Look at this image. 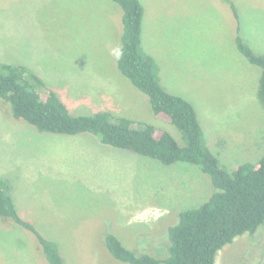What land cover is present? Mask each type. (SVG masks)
<instances>
[{
	"label": "rangeland",
	"instance_id": "374dc122",
	"mask_svg": "<svg viewBox=\"0 0 264 264\" xmlns=\"http://www.w3.org/2000/svg\"><path fill=\"white\" fill-rule=\"evenodd\" d=\"M141 1L143 45L163 86L193 103L224 169L257 162L264 155L261 68L236 38L264 53V0H231L239 23L226 0ZM122 15L112 0H0V63L37 72L47 85L42 93L55 91L74 114L139 119L183 145L181 131L157 118L149 97L117 67ZM82 134L89 133L40 132L0 99V179L19 214L57 245L65 264H127L110 253L108 232L135 252L166 255V230L208 200L210 177L196 164L165 165ZM0 264H49L35 234L2 215ZM216 264H264V224L226 245Z\"/></svg>",
	"mask_w": 264,
	"mask_h": 264
},
{
	"label": "trees",
	"instance_id": "16d2710c",
	"mask_svg": "<svg viewBox=\"0 0 264 264\" xmlns=\"http://www.w3.org/2000/svg\"><path fill=\"white\" fill-rule=\"evenodd\" d=\"M112 1L121 7L123 14L117 67L149 97L154 115L181 131L183 145L168 129L139 119L116 118L110 111L74 114L55 91L42 93L47 88L45 80L25 65L0 63V99L10 104L15 118L27 121L40 132L89 133L104 145L150 157L165 165L188 162L199 166L210 177L212 194L203 204L180 212L179 221L169 226L165 235L166 255L135 252L110 232L103 240L110 253L127 264H216L218 252L226 245L245 233L254 234L264 224V155L232 172L222 167L209 147L193 103L168 91L161 83L159 67L143 45V2ZM226 1L239 23L237 5ZM239 31L240 25L238 34ZM236 42L246 60L261 68L258 96L264 105V53H256L240 35ZM0 215L35 234L49 264H65L57 245L19 214L4 179H0Z\"/></svg>",
	"mask_w": 264,
	"mask_h": 264
},
{
	"label": "crops",
	"instance_id": "0c3cea01",
	"mask_svg": "<svg viewBox=\"0 0 264 264\" xmlns=\"http://www.w3.org/2000/svg\"><path fill=\"white\" fill-rule=\"evenodd\" d=\"M118 35L120 34V30L119 32L117 33ZM113 77H116L115 73H113ZM78 136H85L86 138H91V139H95V140H98L95 136L91 135V134H82V135H78ZM92 140V141H93ZM98 143V146H100L101 148H105V149H110L111 147H107V145H104V144H101L99 141H97Z\"/></svg>",
	"mask_w": 264,
	"mask_h": 264
}]
</instances>
